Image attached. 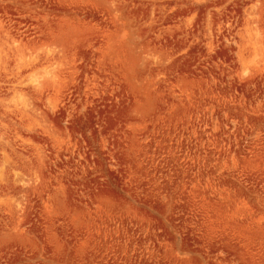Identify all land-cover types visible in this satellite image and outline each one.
I'll use <instances>...</instances> for the list:
<instances>
[{"label": "rangeland", "instance_id": "374dc122", "mask_svg": "<svg viewBox=\"0 0 264 264\" xmlns=\"http://www.w3.org/2000/svg\"><path fill=\"white\" fill-rule=\"evenodd\" d=\"M0 264H264V0H0Z\"/></svg>", "mask_w": 264, "mask_h": 264}]
</instances>
